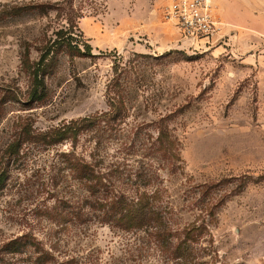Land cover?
Returning <instances> with one entry per match:
<instances>
[{
  "label": "rangeland",
  "instance_id": "obj_1",
  "mask_svg": "<svg viewBox=\"0 0 264 264\" xmlns=\"http://www.w3.org/2000/svg\"><path fill=\"white\" fill-rule=\"evenodd\" d=\"M170 1L0 0V264H38L8 250L24 235L59 262L264 264V0H222L235 17L209 43L164 23ZM92 116L77 153L118 196H152L164 230L91 210L68 144L8 152L24 126Z\"/></svg>",
  "mask_w": 264,
  "mask_h": 264
},
{
  "label": "trees",
  "instance_id": "obj_2",
  "mask_svg": "<svg viewBox=\"0 0 264 264\" xmlns=\"http://www.w3.org/2000/svg\"><path fill=\"white\" fill-rule=\"evenodd\" d=\"M34 75L37 77L36 72ZM40 83L43 86L42 81L39 82L36 79L33 84L34 88L31 91V97L36 101L43 98V94L40 95L39 91ZM123 106L124 102L121 104V107ZM116 117H122V113L118 112ZM101 118L102 116H92L79 120H71L40 132H34L24 126L14 141L9 145L8 152L12 156L18 155L23 144H36L42 147L68 144L70 145V149L63 152L61 157L66 164L65 168L69 171L72 178L82 184L84 186L83 188L89 194L87 200L94 198L95 203L88 204L91 210L102 212L107 220L113 221L117 227L126 232L156 229L159 226L161 227L160 229L164 230L166 226L163 223V218L162 216L161 218L158 217L154 210V205L151 203L152 196L144 194L137 199H129L122 194L118 196L112 191L113 185L110 184V181L100 171L99 166L86 160V158L77 153L79 140L84 134L92 132L100 135V126L103 122ZM4 183L5 178L0 173V188ZM109 195L111 196L109 197ZM87 200L84 202L85 206H87ZM81 211L75 214V219L81 217L83 210ZM185 234H190L189 230ZM30 240L29 236L24 235L11 241L8 244L9 252L17 253L20 251V248H32L38 255V264H77L76 262H78L75 259L59 262L49 250L40 249L38 243L31 242Z\"/></svg>",
  "mask_w": 264,
  "mask_h": 264
},
{
  "label": "built area",
  "instance_id": "obj_3",
  "mask_svg": "<svg viewBox=\"0 0 264 264\" xmlns=\"http://www.w3.org/2000/svg\"><path fill=\"white\" fill-rule=\"evenodd\" d=\"M216 0H171L162 10L164 23L193 42L209 43L221 31Z\"/></svg>",
  "mask_w": 264,
  "mask_h": 264
},
{
  "label": "crops",
  "instance_id": "obj_4",
  "mask_svg": "<svg viewBox=\"0 0 264 264\" xmlns=\"http://www.w3.org/2000/svg\"><path fill=\"white\" fill-rule=\"evenodd\" d=\"M216 3H218V7H219V5H220L221 10H222V9L224 10L223 7L225 6V4L223 3L222 0H217ZM219 10H220V8H219ZM232 10L234 11V12H232V14L230 13V14H227V15H226V14L223 15V14L220 13L221 15H219V17H222L221 19H223V17H235V14H234V13L236 12V11H235V8L232 9ZM250 14H252V10L249 9V10L246 11V17H250Z\"/></svg>",
  "mask_w": 264,
  "mask_h": 264
}]
</instances>
